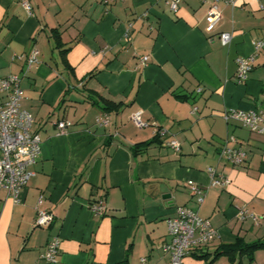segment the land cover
Instances as JSON below:
<instances>
[{"label": "crops", "instance_id": "obj_1", "mask_svg": "<svg viewBox=\"0 0 264 264\" xmlns=\"http://www.w3.org/2000/svg\"><path fill=\"white\" fill-rule=\"evenodd\" d=\"M29 1L30 12L21 0H0V77L20 76L21 106L41 138L20 202L0 191V264H168V219L181 206L218 230L184 264H264V247L252 259L217 255L264 239V130L223 116L255 108L264 115V49L254 48L264 34V0L221 1L213 33L206 31L213 0H181L176 12L168 0ZM33 49L38 61L29 67ZM252 55L238 82L237 58ZM103 98L123 106L106 110ZM137 110L147 126L133 122ZM105 114L110 122L99 125ZM59 121L72 122L67 132L58 133ZM226 139L246 152L242 164L221 156ZM209 167L229 183L212 185ZM188 181L204 189L201 203ZM100 199L105 214L91 210ZM243 208L258 222L240 218ZM39 209L54 215L49 226L34 225ZM53 237L59 254L48 262L40 254Z\"/></svg>", "mask_w": 264, "mask_h": 264}, {"label": "built area", "instance_id": "obj_2", "mask_svg": "<svg viewBox=\"0 0 264 264\" xmlns=\"http://www.w3.org/2000/svg\"><path fill=\"white\" fill-rule=\"evenodd\" d=\"M108 2V0H103ZM234 5L233 0H213L207 11L206 31L213 33L223 18L220 2ZM27 11H31L32 4L29 0H21ZM181 0H168L167 4L171 11L176 12ZM223 44H229L232 40L230 32L219 33ZM255 53L264 49V34L254 41ZM39 51L33 49L28 57L27 63L31 67L38 61ZM144 61L147 57L142 58ZM254 56L237 58L236 79L243 82L247 79L249 71L253 67ZM21 78L17 74L7 77H0V191H5L15 202H20V196L28 185L32 176L30 167L36 162L40 152L41 138L33 130V116L21 106V99L24 92L21 87ZM143 111L137 110L132 115V120L139 128L147 126L143 120ZM227 121L235 120L254 131L264 130V115L259 109L248 111L231 109L224 112ZM110 116L105 114L97 118L99 125H107ZM70 121H59L57 123L58 133L67 132L71 125ZM234 140V138H232ZM230 139H226L221 146L220 154L226 157L233 164L239 165L245 161L246 152L241 147L229 145ZM168 144L175 150H179L180 143L171 140ZM208 172L212 176V185L225 186L229 179L217 175L214 167H209ZM193 194L199 203L203 201L204 189L193 181H188ZM42 202V198L39 199ZM91 210L97 214H105L108 206L103 200H98L91 205ZM240 218L251 217L256 223L258 217L249 213L243 208L239 212ZM54 219V215L45 210L39 209L35 218L34 225L40 227L49 226ZM168 230L171 241L166 243L163 248L170 253L168 264H184L183 259L192 248L205 246L218 237V230L212 225L208 218H204L190 207L181 206L177 209V215L168 219ZM59 238L53 237L45 246L40 256L48 262H55L59 254ZM144 260V259H143Z\"/></svg>", "mask_w": 264, "mask_h": 264}, {"label": "trees", "instance_id": "obj_3", "mask_svg": "<svg viewBox=\"0 0 264 264\" xmlns=\"http://www.w3.org/2000/svg\"><path fill=\"white\" fill-rule=\"evenodd\" d=\"M53 37H54L55 43H56L55 47L60 49V51L62 53H64L67 49L62 48L63 43L60 40L61 36H60L59 31L57 29H53ZM64 63L66 65V67L70 66L69 63L67 62L65 56H64ZM103 102H104L103 108H105L106 110H110V111L118 110L123 106L122 102L117 103V102H114V101L106 99V98L105 99L103 98ZM157 136H155V139L157 138ZM155 139H151L149 141H144V142H141V143H138V144L132 146L133 152L135 154H138L142 150L143 147L149 146L151 143H153L155 141ZM262 247H264V239H260V240H257L255 242L249 243V244H243L242 246L239 245V243H235V244L225 245L224 250H222V252H218L217 255L226 254L229 256V259L231 261H234V260H236L235 252L240 251L239 252L240 256L243 255L244 253H246V254H248V257L250 259H252L253 252L256 249H259Z\"/></svg>", "mask_w": 264, "mask_h": 264}]
</instances>
